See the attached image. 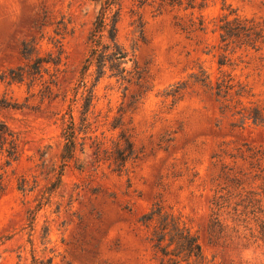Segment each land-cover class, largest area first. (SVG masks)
Returning <instances> with one entry per match:
<instances>
[{
	"label": "rangeland",
	"instance_id": "obj_1",
	"mask_svg": "<svg viewBox=\"0 0 264 264\" xmlns=\"http://www.w3.org/2000/svg\"><path fill=\"white\" fill-rule=\"evenodd\" d=\"M182 1L118 0L131 79L80 87L99 2L0 0V264H161L141 218L158 207L206 264H264V121L214 88L229 73L264 114V45L224 51L217 30L264 0Z\"/></svg>",
	"mask_w": 264,
	"mask_h": 264
},
{
	"label": "trees",
	"instance_id": "obj_2",
	"mask_svg": "<svg viewBox=\"0 0 264 264\" xmlns=\"http://www.w3.org/2000/svg\"><path fill=\"white\" fill-rule=\"evenodd\" d=\"M95 1L96 3L99 2V9L88 38L89 49L82 64L80 87H88L86 77L90 75H93L94 83L106 74L120 78L123 81L131 79L127 77V72L130 71L124 66L131 58L117 38V22L120 11L118 0ZM188 1L191 4L190 0ZM164 2L171 5H180L183 1L160 0V4ZM217 30L220 41L219 47L224 51L230 50L232 52L241 47L257 51L264 45V20L254 16L239 15L234 9H230L219 17ZM220 57L218 64L221 66L228 58L226 53L221 54ZM49 61L55 62L56 59L53 57H50V59L38 57L35 68L40 63ZM91 68L92 71L90 72ZM16 74L10 69L9 77L15 75L14 78L18 80L22 76L21 73L16 72ZM193 78L203 86L212 88V85L206 81L207 76L201 78L194 74ZM214 88L215 95L223 102V107L233 110V115L237 116V123L243 124L248 119L255 124L263 123V108L243 104L242 98L249 96L250 90L243 84L235 83L229 73L222 72L221 76L217 78ZM72 136L73 133L71 138ZM116 148L119 149L118 143ZM68 154L72 155L71 152H68ZM70 155H66V158ZM216 204L219 205V202ZM221 206L219 205V207ZM141 218L146 225L154 223L150 240L160 256L161 264H206L198 236L192 233L191 229L180 222L177 217L167 212H161L158 207L143 214ZM210 228L209 239L218 241L220 238L219 233H216L213 227Z\"/></svg>",
	"mask_w": 264,
	"mask_h": 264
}]
</instances>
